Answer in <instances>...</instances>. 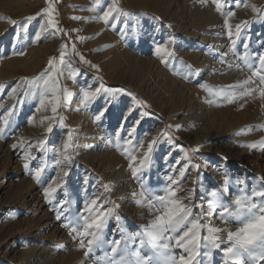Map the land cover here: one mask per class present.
Segmentation results:
<instances>
[{
	"label": "rangeland",
	"instance_id": "1",
	"mask_svg": "<svg viewBox=\"0 0 264 264\" xmlns=\"http://www.w3.org/2000/svg\"><path fill=\"white\" fill-rule=\"evenodd\" d=\"M97 1L100 3L99 6L93 13L89 12L91 6ZM187 1L176 0L173 13H183L187 10L184 12L185 16L190 14L188 11L190 9L191 13H194L199 8L205 10L212 5L216 8V14L219 15L217 16L218 26L223 34L228 32L226 21L232 25L234 19V16L228 15L229 12L235 13L236 10L248 6L250 2L255 4L256 8L258 7L256 3H261L258 7L260 11L256 12L254 20L250 21L247 27L240 31L239 36L234 38L237 44L235 55L239 67L247 66L239 58L244 52L243 45L247 43V59L253 65L249 70L253 73L257 67L253 54L264 52V0H208L210 3L207 0ZM113 3L120 11L114 13L116 22L110 21L106 24L100 17ZM186 5L190 9H187ZM48 6V0H42L34 8H29L28 12H9L0 5V31H8L14 40L10 42L9 47L7 45L4 51L7 58H24L37 45L34 44L36 40H33V35L29 33L30 28L25 30V21L27 17L33 16L36 19L31 21L37 25L46 24L47 18L38 14ZM52 7L56 9L53 18L57 20L62 32L59 35L53 34L52 29L44 32V37L41 39L43 41L38 42L46 49L41 65L39 64L40 66L33 72L17 68L13 77L0 80V127H5V132L0 137L2 142L0 183L4 181L1 177H4L7 168L13 172L7 177L8 181L4 184V188L0 189V264H26L28 261H33V264H120L121 261L135 264L137 257L150 255L152 256L150 264H164L163 256L156 255L147 245H138L139 241L145 238L144 232L150 228L151 222L162 214L156 197L163 194L164 189L169 186L177 187L171 184L169 177L177 181L179 185L177 196L183 198L186 204L188 203L186 198L188 190L194 189L192 203L203 206L205 212L208 211L207 199L212 190H217L222 194V190L227 187L228 192L226 195L222 194V197L230 207L233 206V201L238 196L244 194L250 196L253 190H264V95H261L264 83L259 77L254 76L255 84L251 81L245 85L243 81L232 85H215L206 79L209 75L196 76L185 63L172 67L166 65L171 69L172 77L179 78L182 82L203 91L202 96L200 94L195 96V101L203 102L201 108L206 111L204 117L206 123H204L207 128L210 127L208 129H211L209 140L207 142L196 141L195 135L189 133L190 131L178 132L179 135L177 133L176 136L170 133H167V136L162 135L165 116L159 117L155 112L147 113V115L142 113L141 123L134 137L130 138L127 136V130L141 114L142 109L138 104L134 105L133 89L121 82V74L116 75L114 79L117 81H114L106 74L102 66L108 58L105 53L113 43L112 38L118 44L121 43L123 22L134 25L140 23L142 17L149 15L141 11H137L138 13L135 11L134 14L132 8L129 7L128 0H54ZM124 13L131 15L125 16ZM74 16L82 19L74 20L72 19ZM135 16V19H131ZM9 20L18 23L12 25ZM6 23L10 26H5ZM79 37H84V39L80 40ZM153 42L157 45H165L161 39L157 40L158 43L156 39ZM14 44L16 50L11 54L9 51ZM64 44L68 45L65 49V64L60 66L61 74L58 76L62 103L55 114L58 118L64 119L65 126L60 127L59 119H51L53 117L51 105H45L43 108L39 106L41 99L39 90L29 88L30 93L35 91L36 94L25 96L24 88L27 86H22L15 94L11 93V89L18 81L23 85L25 77L42 84V80H36V78L45 71L50 58H59L61 46ZM155 47L151 45L149 48L151 50L145 54L147 58L155 56ZM194 47L199 48L202 53H211L206 45L201 47L195 45ZM1 48L2 46L0 50ZM99 54L104 57L101 58ZM80 55L91 64L97 65L99 71L81 62ZM214 56L215 54L213 58ZM217 58L216 61L224 66L226 57L223 56L218 60ZM69 66H73L76 69L75 72L68 70ZM84 75L88 82L81 80ZM101 84L111 91L102 93L93 102L85 103L83 92L95 90ZM233 85H240V87H230ZM116 89L126 91L120 93ZM221 89L225 92H234L236 98L231 101L227 96L221 98L217 95ZM248 89L253 91L241 96V93ZM64 96H67V99H63ZM21 100H23L22 104ZM133 106H135L133 108L135 111L129 117L127 110ZM104 108H107L105 115L99 122H96L95 115ZM10 110L11 114H9ZM212 111L216 112V119L215 116H211ZM220 112H223L222 115ZM73 116L83 120V125L75 127ZM5 118L8 119L7 125L3 123ZM49 124L54 127L51 134L47 133ZM85 124L88 126L85 127ZM213 124L215 126H211ZM118 129H120L119 134H117ZM68 132H71L73 137V146L68 151L72 160L70 164L62 162L57 165L55 163L57 159L63 161V143ZM152 137L157 138L158 143L147 160L146 169L139 176L134 177L132 170L134 167H140V161L144 160L148 141ZM103 139L105 144L100 142ZM44 140L47 143L41 151L39 142ZM129 140L131 142L127 143L126 141ZM85 142H88L85 149L91 155L86 161L82 159L83 153H81ZM141 142L143 143L142 148L139 147ZM14 144L19 145L15 150L13 149ZM253 144L256 145L255 148L250 147ZM198 146L200 148L197 152L195 149ZM25 149H27L26 152ZM6 151H10L11 163L7 167H2L1 161ZM25 154L36 157L34 160L27 161L29 163L27 169L23 167L26 162ZM95 154H102L99 157H105V161L110 163L116 161L120 168L121 164L126 167L132 183L128 184L129 192L127 191V196L123 201L118 202V187L115 188L116 193L109 191L110 183L108 184L101 175L99 164L94 158ZM133 155L136 156L135 163L131 159ZM195 164L201 165V168L195 169L193 167ZM42 165L45 166V171L38 182L34 172ZM181 169L185 172L183 177L179 176ZM65 170L70 172L68 177L63 176ZM53 180L57 183L63 181L64 186L49 201L43 190ZM238 181H243L244 184H238ZM241 188H243V193L240 191ZM93 199L102 201V208L85 212V207L90 205ZM262 199L264 197L255 198V200ZM61 202H63L62 211L59 207ZM103 210H106L112 218L107 222L102 241L99 245H94L93 252L86 257L84 254L86 249L79 247L78 233H73L66 225L71 220L79 230L84 225V222L79 219L81 215L95 218L97 213ZM198 211L200 208H194V214ZM57 215L62 216L61 220L56 219ZM115 217H119V228H117ZM200 222L220 228L227 227L231 231H236L241 226L232 220L225 224L215 214L210 219L202 218ZM169 235L177 236L179 232ZM220 235L222 237L221 247H226V232ZM88 238L90 237L84 238L85 243ZM114 240H120V244L117 246V252L112 254L111 242ZM159 243H168L170 250L177 256L180 254V249L175 247L174 242L163 240ZM204 250L201 249L202 252ZM212 251L211 261L203 257L198 258L201 259V264H223L226 258L222 257L220 250L213 249ZM245 264H248L246 258ZM256 264H264V261H257Z\"/></svg>",
	"mask_w": 264,
	"mask_h": 264
},
{
	"label": "bare ground",
	"instance_id": "2",
	"mask_svg": "<svg viewBox=\"0 0 264 264\" xmlns=\"http://www.w3.org/2000/svg\"><path fill=\"white\" fill-rule=\"evenodd\" d=\"M41 1L42 0H0V5L6 8L9 12H28L29 8H34ZM175 2L176 0H128L129 7L132 8L131 10H133V13L135 11H141L147 13L149 16H144L145 18L142 17L141 22L139 23L137 20L138 23L135 22L137 24L134 25L133 23L128 25L126 24L128 22H123L124 24L121 27V43L118 44V42L112 38V45L109 47L107 52L105 51V56L108 58L103 63L102 67L111 79H114L116 75L121 74V82L133 89V103L135 106L138 104L139 107H141V113L144 112L147 115V113L155 112L159 117L165 116L163 133H170L173 136H176L178 132L190 131L189 133L195 135L196 141L207 142L210 137L211 129H208L210 127L207 128V126H205L206 121L204 117L206 111H203L204 109L201 108L203 103L202 101H195V96L198 94L202 96L203 91L201 89L194 88V86H190L188 83L182 82L179 78L172 77V71L166 65H170V67H172L173 65L185 63L187 64L189 70L196 76H201L202 74L209 75L206 79L215 85H232L249 79L255 84V75H253V73L249 70V67H239V63L237 61L238 59L235 55V50H233L231 46L228 34H223L219 29V20L217 18L219 15L216 14V8L214 6L211 5L210 7L205 8V10H201L199 8V10L191 13V9L188 5H186L187 9H190L188 10L190 11V14H186L184 16V12L187 10L183 13H176V11H174L176 14L173 13V6ZM187 2H189V0ZM204 3L207 2L204 1ZM99 4L100 3L98 1L94 3L91 6L92 8L89 9V12L93 13ZM260 4V2L256 3L258 7ZM252 5L255 4L250 2L248 6H244L241 10H236L232 22V30L234 33L236 32V25H242V22L244 21L250 22L254 20L256 12L252 10ZM193 9L195 10V8ZM139 16L141 17V14ZM135 18L136 16L131 19ZM125 24L127 27H125ZM40 25H37L33 21L25 23V30L30 28L29 33L33 35V40L35 39L36 34L40 31ZM5 26L9 27L10 25L9 23H6ZM43 37L44 33H41V39ZM235 37L236 36H234V38ZM41 39L36 42H34L35 40L33 41L34 44L36 43L37 45L29 51L24 58H7L4 51L6 50L7 45L9 47L10 42L14 40L8 31H0V46H2L0 50V80L13 77L17 68H23L26 72L35 71L36 68L41 65L43 53L46 52V49L42 45L38 44V42L43 41H41ZM155 39L156 42L160 39L163 40L164 44L173 54L171 56L164 54L158 56L155 54L153 58H147V55L145 56V54L151 50L149 49L151 45L157 46V44L153 42ZM195 45L200 47L206 45L212 54L202 53L199 48H193ZM14 46L15 44L12 45V48L9 51L11 54L14 50H16L14 49ZM214 54L215 56L213 58ZM99 55L102 56L101 58L104 57V55ZM223 56L226 57L224 60L225 65L221 66L220 62L216 61V57H218V60L223 58ZM68 70L75 72L76 69L73 66H69ZM86 78V75H84L81 80H83V82H88ZM114 81L117 80L114 79ZM144 105H146V107ZM135 106H133L132 109ZM215 113V111H212L211 116H215L214 118L216 119L217 114ZM222 113L220 112L221 115ZM72 120L74 121V126L77 128L78 126H82L84 123L83 120L81 121L75 116L72 117ZM86 121H88V119H86ZM176 125L181 126L179 130H177ZM86 126L88 125L85 124V127ZM211 126L215 125L213 124ZM230 129L227 130L229 131ZM153 138L155 137L149 139L148 143H150ZM100 142L101 144H105L104 139ZM87 143L85 142V144L82 145L83 147L81 150L83 152L80 150L81 153H83L82 159L84 158V161L91 157L90 153L85 149ZM1 149L2 142L0 141V150ZM101 155H94L96 162L99 164V169L102 173L101 175L105 178L108 184L110 183L109 191L115 192V188L118 187V202L123 201V199L127 196V191L129 190L127 188L128 184L132 183L128 177L126 167L121 164L120 168L116 161L112 163L105 161V157H99ZM10 163L11 154L10 151H6L3 154L1 165L2 167H7ZM12 173L13 172L9 171L7 168L4 173V177H1L2 180H4L0 183L1 190L4 188V184L8 181L7 177ZM26 264H33V261H28Z\"/></svg>",
	"mask_w": 264,
	"mask_h": 264
},
{
	"label": "snow or ice",
	"instance_id": "3",
	"mask_svg": "<svg viewBox=\"0 0 264 264\" xmlns=\"http://www.w3.org/2000/svg\"><path fill=\"white\" fill-rule=\"evenodd\" d=\"M54 0H48V7H45L39 16L46 17V24L40 25V31L36 34L35 40L39 41L41 39V33L48 31L49 29L53 30V34L59 35L62 30L58 27V22L53 18V13L56 11L55 8L52 7ZM203 2V0H201ZM252 10L254 12H259L260 10L256 8L255 5H252ZM120 10L113 3L111 6L107 7V9L103 12V15L100 17L104 21V23L109 24L110 21L116 22L114 20V13H118ZM125 16L131 15L130 13H124ZM228 15L234 16V12H229ZM36 19V17L30 16L26 18L25 22ZM74 20L82 19L79 16L72 17ZM9 23L12 25H16L18 22L14 20H9ZM248 21L242 22V25H236V32L234 33L232 30V25L226 21V27L228 29V37L231 43L233 50H235L236 40L234 36L238 37L240 31L243 28H246L248 25ZM125 27L127 25L125 24ZM66 34V33H65ZM78 39L83 40L84 37H79ZM67 44L61 46V51L59 54V58L52 57L48 60L47 68L43 73L40 74V77L36 78V80H42V84L36 83L33 79H29L27 77L23 78V85L20 81L11 89V93H17L18 89L22 86H27L24 88V95L27 96L29 94L35 95L36 92H29V88L39 90L41 93V99L39 100V106L41 108L45 107V105H51V112L53 113L52 120L59 119V126L64 127L65 122L63 118H58L55 114L58 112V109L61 107L62 96L61 89L59 86L58 76L61 74L60 66L65 64V49L67 48ZM73 50L75 51V45L73 44ZM248 45L245 43L243 45L244 52L239 57L249 68H252L253 65L248 62L247 52ZM156 55H167L171 56L173 53L169 51L166 45H157L155 47ZM23 54V53H20ZM256 60V69L253 71V75L260 78L261 82L264 83V52L253 54ZM79 59L84 64L90 65L92 68H96L99 71V68L95 64H91L90 61L84 58V56L80 55ZM79 75V73H77ZM46 77V78H45ZM75 78L74 76L72 77ZM97 79H100L97 77ZM251 80H246L243 83L245 85L249 84ZM232 88L240 87V85L230 86ZM111 89L105 87L104 85H99L95 88V90H85L83 92V101L85 103H90L95 101V99L100 96L102 93H108ZM117 92L124 93L126 90L124 89H116ZM253 91L252 89H248L246 92L241 93V96L248 95ZM218 96L221 98L227 96L229 101L235 99L234 92H225L221 89L218 93ZM261 95H264V90L261 91ZM63 99H67V96H64ZM23 103V100L20 101ZM146 107V105H144ZM15 107V106H13ZM107 108L102 109L98 114L95 115V121L99 122L102 117L105 115ZM135 109H128L127 115L131 117L132 113ZM11 114V110L9 111ZM143 118V114H139L137 118L134 120L133 125L127 130L128 137H134L137 127L141 123ZM4 125L8 124V119L5 118L3 121ZM180 125H176L177 130L180 129ZM54 131V127L52 124H49L47 127V133L51 134ZM120 129L117 130V134H119ZM5 132V127H0V137L3 136ZM162 135L167 136V133H163ZM130 143L131 140L126 141ZM40 150H44V144L47 143L46 140L40 141ZM158 139L153 138L150 143L147 144V151L144 153V160L140 161V167H134L132 170L133 176H139L147 167V160L151 153L154 151V146L157 145ZM73 146V137L71 132L67 133L65 142L63 143V161L57 159L55 163L60 165L62 162L65 164H70L72 157L68 154L69 149ZM19 147L18 144L13 145V149H17ZM139 147H143V143L139 145ZM250 147L255 148L256 145H250ZM27 149H25V152ZM195 151H199V146L195 149ZM30 159H36L34 156H30L25 154L24 160L26 161L23 164L25 169L29 168ZM133 162H136V156L133 155L131 157ZM195 169L199 170L201 165L195 164L193 166ZM45 171V166L38 167L34 176L36 180L39 182L42 173ZM70 172L65 170L63 171V176L68 177ZM185 172L183 169L180 170L179 176L183 177ZM169 180L172 185H177L176 188L171 186L164 189V193L158 195L156 200L159 202L162 214L158 215L154 221L151 222L150 228L146 229L144 232V239L139 241L138 246L147 245L151 249H153L154 253L158 256L164 257V264H201V259L198 258H206L208 261L213 259V249H218L221 252L222 257L226 258L223 261V264H245V258L248 261V264H256L257 261H264V199L255 200L256 197H264V190L255 191L253 190L251 195L244 194L242 196H238L233 201V206H229V204L223 200L222 194L226 195L228 192V188L225 187L222 190V194L217 192V190H212L209 192V196L207 199V209L205 212L203 206L194 205L192 203V193L194 189L188 190L186 194V198L188 203L184 202L183 198L177 196V191L179 185L177 181L169 177ZM86 183V181H85ZM227 184V181H225ZM238 184L243 185V181H238ZM55 185V186H54ZM64 186L63 181L57 183L53 180L48 184L47 187L44 188V195L51 201V198L54 194ZM243 193V188L240 189ZM61 211L63 210V202L59 205ZM96 208H102V201L98 199H93L91 204L85 207L84 211L89 212ZM194 208H200V211L194 214ZM215 214L218 218L225 224L229 220L240 224L241 226L237 228L236 231H231L227 227L220 228L212 226L211 224H201V219L204 217L211 218V216ZM62 216L57 215L56 219L61 220ZM112 218L110 214L106 211H100L97 213L95 218L86 217L81 215L79 217L80 221L84 222V225L81 229H77L72 221L70 220L66 225L71 229L73 233H78L79 239V247L81 249H86L85 256L87 257L90 253L93 252V246L99 245L102 241L104 229L106 228L108 220ZM117 221V228H119V217H115ZM186 226V227H185ZM181 229H184L181 231ZM203 230V235H202ZM179 232V235L173 236L169 234H174ZM226 232V247H221L222 237L220 233ZM85 237H90L87 239V243H85ZM168 240L174 242L175 247L180 249V254L177 256L172 250L169 248L168 243H159L160 241ZM111 253L115 254L117 252V246L120 244V240H114L111 242ZM205 249L203 252L201 249ZM152 260V256L148 257H137L135 264H150ZM120 264H127L125 261H121Z\"/></svg>",
	"mask_w": 264,
	"mask_h": 264
}]
</instances>
